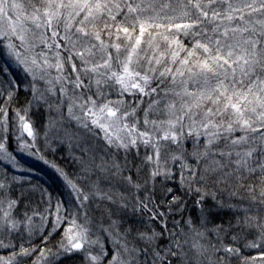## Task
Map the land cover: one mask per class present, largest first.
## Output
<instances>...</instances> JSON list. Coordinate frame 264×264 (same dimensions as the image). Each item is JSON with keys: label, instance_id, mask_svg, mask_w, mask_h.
<instances>
[{"label": "snow or ice", "instance_id": "snow-or-ice-1", "mask_svg": "<svg viewBox=\"0 0 264 264\" xmlns=\"http://www.w3.org/2000/svg\"><path fill=\"white\" fill-rule=\"evenodd\" d=\"M68 261L264 264V0H0V264Z\"/></svg>", "mask_w": 264, "mask_h": 264}, {"label": "rangeland", "instance_id": "rangeland-1", "mask_svg": "<svg viewBox=\"0 0 264 264\" xmlns=\"http://www.w3.org/2000/svg\"><path fill=\"white\" fill-rule=\"evenodd\" d=\"M36 118L38 120V122L37 121L36 122L40 123L41 120H42V117L37 115V116L34 117V119H36ZM21 159H22V162H25L26 166H32V167H34L37 170L36 178L41 180V181L43 180V176H42L43 173H45V174L50 173V169L47 168L46 166H44L42 163H40L38 161H33V160L25 158V157H22ZM59 185H60V182H59ZM72 262L73 261H68L69 264H71Z\"/></svg>", "mask_w": 264, "mask_h": 264}, {"label": "trees", "instance_id": "trees-1", "mask_svg": "<svg viewBox=\"0 0 264 264\" xmlns=\"http://www.w3.org/2000/svg\"><path fill=\"white\" fill-rule=\"evenodd\" d=\"M21 102H23V96H21ZM35 120L38 122L37 118ZM37 124H39V123H37ZM42 176H43L42 182L44 184H46L54 192L57 190H61L60 185H59V181L57 180L56 176L54 175V173L51 170H50V173H48V174L43 173ZM39 181H41V180H39ZM71 264H74V263L72 262Z\"/></svg>", "mask_w": 264, "mask_h": 264}]
</instances>
